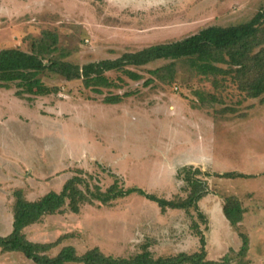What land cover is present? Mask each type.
Segmentation results:
<instances>
[{
	"label": "rangeland",
	"instance_id": "rangeland-1",
	"mask_svg": "<svg viewBox=\"0 0 264 264\" xmlns=\"http://www.w3.org/2000/svg\"><path fill=\"white\" fill-rule=\"evenodd\" d=\"M263 6L264 0H0V49L28 50L47 29L57 32L58 52L67 54L62 59L82 65L182 39L207 26L245 23ZM168 62L129 67L142 75L138 81L107 72L121 86L103 94L81 80L52 74L42 79L58 93L46 97L21 100L14 96V84L0 88V235L11 230L15 189L34 200L60 191L80 170L102 190L116 176L124 187L184 198L177 172L193 165L208 187L198 202L207 219L205 230L197 211L161 213L155 202L133 193L110 205L83 204L78 213L45 216L25 228V235L55 242L52 255L71 245L78 253L98 247L125 257L147 245L157 257L199 250L192 226L197 221L207 259L226 255L228 264H264V93L249 98L229 78L216 89L209 78L189 80L181 60L176 62L177 81L163 84L149 71ZM148 78L150 84L143 85ZM197 90L205 100V92L215 95L216 101L199 107ZM125 92L135 94L119 104L102 102L107 94ZM227 172L240 176H221ZM231 195L246 210L244 254L241 238L222 211L224 198ZM0 264L35 263L21 253L0 251Z\"/></svg>",
	"mask_w": 264,
	"mask_h": 264
},
{
	"label": "trees",
	"instance_id": "trees-1",
	"mask_svg": "<svg viewBox=\"0 0 264 264\" xmlns=\"http://www.w3.org/2000/svg\"><path fill=\"white\" fill-rule=\"evenodd\" d=\"M57 45V32L45 29L32 39L28 50L18 47L0 49V88L9 89L14 84V96L21 100L46 97L58 93L56 86H49L42 79V75L52 74L59 75L66 81L81 80L84 87L91 88L96 94H103L104 89L121 86L108 77L107 72H121L130 80L138 81L142 75L128 68L144 66L157 60L169 62L150 70V74L161 83L171 85L177 81L176 62L181 60L189 80L192 77L209 78L216 89L223 86L229 78L249 98H258L264 93V6L248 22L225 27L207 26L182 39L124 52L114 59L105 58L78 65L62 59L61 56L67 54L58 52ZM117 80L124 82L119 77ZM150 81L152 78L145 80L143 85H149ZM195 93L200 102L199 107L206 106L209 101L214 102L217 98L205 92L209 98L205 100L202 92L197 90ZM134 94L135 92L110 93L103 97L102 102L119 104L124 98ZM197 174H201V171L193 165L179 168L177 176L184 183V198L175 196L166 199L136 186L124 187L116 176L113 183L102 190L98 184L91 186L80 170L78 174L65 180L60 191H49L34 200L27 199L21 189H15L11 206V230L6 235H0V251L21 253L35 264H228L226 255L221 260L206 258L205 237L197 221H193L192 226L199 237V250L157 257L147 245L142 246L141 251L125 257L107 255L98 247L78 253L71 245L61 247L52 255L49 251L56 245L55 242L31 241L25 235V228L39 223L45 216L64 212L78 213L83 204L97 202L110 205L133 193L155 202L161 213H165L167 209H183L187 213L197 211L205 230L207 219L199 210L198 202L208 193V187L206 180L197 177ZM221 176L231 178L240 174L227 172ZM222 211L241 238L239 251L244 254L249 239L241 227L245 208L236 196L231 195L224 198Z\"/></svg>",
	"mask_w": 264,
	"mask_h": 264
},
{
	"label": "crops",
	"instance_id": "crops-1",
	"mask_svg": "<svg viewBox=\"0 0 264 264\" xmlns=\"http://www.w3.org/2000/svg\"><path fill=\"white\" fill-rule=\"evenodd\" d=\"M245 214V213H244ZM241 225H243V221L241 222ZM232 230V229H231Z\"/></svg>",
	"mask_w": 264,
	"mask_h": 264
}]
</instances>
